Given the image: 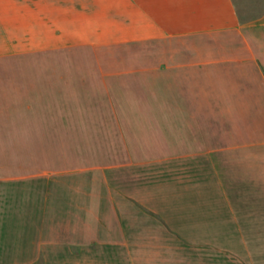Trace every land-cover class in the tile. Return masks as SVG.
<instances>
[{
	"label": "crops",
	"instance_id": "0c3cea01",
	"mask_svg": "<svg viewBox=\"0 0 264 264\" xmlns=\"http://www.w3.org/2000/svg\"><path fill=\"white\" fill-rule=\"evenodd\" d=\"M0 264H264V10L0 0Z\"/></svg>",
	"mask_w": 264,
	"mask_h": 264
},
{
	"label": "rangeland",
	"instance_id": "374dc122",
	"mask_svg": "<svg viewBox=\"0 0 264 264\" xmlns=\"http://www.w3.org/2000/svg\"><path fill=\"white\" fill-rule=\"evenodd\" d=\"M235 2L237 3V9L239 10L240 14L245 15L247 18L249 16H254L256 13L262 12L264 10V0H235ZM69 58H67L66 60H68ZM54 60H63V57L61 55L55 56ZM71 60V59H69ZM35 61V60H33ZM23 62H28L26 60H24ZM45 73H47V76L52 79L53 81H51L49 84L53 85V90L54 88L57 89L59 88L60 85H58V78H61L63 75H65V77L69 78L71 76H74L71 74V72H68V70L64 69H51L48 71H37L35 73V75L29 72H27L26 74L23 73V78L29 80L30 78H35L37 77V79L39 78H43L45 75ZM53 82V83H52ZM35 82H33L34 84ZM56 83V86H55ZM70 86V85H69ZM67 87V86H66ZM76 88L73 87H69V89H66V95L69 93L71 96L72 95H77L76 94ZM61 107L58 106H54L55 111L60 109ZM95 108V107H94ZM93 107H87V110H94ZM69 109L72 112H76L79 111L81 109H79L77 107V105L75 103L71 104ZM70 125V134L66 133V132H59V133H45V132H38L35 134H32V142L37 143L39 146H62L63 144H68L72 147H76V146H89V145H93L94 143H96L97 141V136L94 135V133L91 131H87L86 133L80 132V130L78 129V123H74L73 120L72 122L70 121L69 123ZM82 127V126H81ZM38 128V127H37ZM75 128V129H74Z\"/></svg>",
	"mask_w": 264,
	"mask_h": 264
}]
</instances>
